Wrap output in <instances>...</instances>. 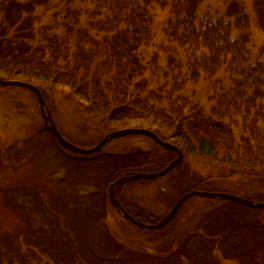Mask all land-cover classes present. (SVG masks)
Wrapping results in <instances>:
<instances>
[{"label": "rangeland", "instance_id": "obj_1", "mask_svg": "<svg viewBox=\"0 0 264 264\" xmlns=\"http://www.w3.org/2000/svg\"><path fill=\"white\" fill-rule=\"evenodd\" d=\"M3 1L8 0H0V32L6 33V43L13 42L18 40V32L1 30ZM16 1L22 6L31 4V11L23 15L30 20L25 24L33 38L29 41L31 50L46 46L49 39L66 40L70 28L75 41L68 43V50L73 54L77 32L96 33L88 26L96 10L94 0ZM257 2L264 0H201L194 12L197 23L222 17L233 20L238 13L248 16L251 30L246 48L249 54L241 69L247 73V69L256 63L262 65L263 73H254L261 77L258 86L235 87L234 82L240 75L228 62L214 74L199 69L193 77L194 60L202 54L179 47L164 33L176 14L190 9L180 3L165 9L151 8L152 40L139 49L137 55L144 68L143 76L134 80L128 88L129 94L143 101L148 98V108L166 111L172 108L185 118L221 122L231 129L238 146L243 145L244 139H252L258 133L263 135L264 6H257ZM75 11L82 15L79 25L73 28L67 21ZM232 36L237 37L238 32L234 31ZM170 61L174 62L172 67ZM234 93H239L242 105L223 106V103L232 102ZM255 97L254 105L248 108L245 101ZM43 99L55 125L66 139L79 147H93L112 132L85 114L81 102L64 85H57L56 90L48 92ZM139 108L142 107L136 110L141 112ZM259 111H262L261 115ZM50 134L44 129L34 93L19 87L0 88V264H23V256L27 254H32L28 264H56L51 258V249L66 248L64 241L59 245L57 240L54 241L52 237L56 234L60 235L58 239L70 236L71 250L81 259L80 264H162L151 258L165 260L175 252H179L176 257L181 256V261L185 262L182 264H251L253 261L264 264V208L252 209L235 201L194 196L180 207L166 226L141 229L123 219L110 204V185L106 186L103 179L105 170L98 165L83 164L80 155L63 150ZM35 138L39 141L35 142ZM128 150L162 153L164 149L146 136L114 139L104 147L106 153L120 154ZM73 188L78 191H72ZM193 189L263 202L264 174H232L212 164L187 160L183 154L181 163L162 178L125 184L118 193L132 213L148 217L151 223L147 224H157L184 194ZM64 190L69 191L65 200L59 198ZM97 194L101 196L99 205L93 201ZM89 208L96 211L95 226L89 223ZM73 209L78 215H73ZM251 222L256 226L238 228ZM88 223L91 226L89 232L81 226L86 227ZM234 230L241 232L224 237L225 233ZM77 236L78 243H72ZM189 239L188 246L181 248V244ZM42 250H47V254ZM208 255L213 257L214 263L205 259ZM92 256H96L94 261ZM108 257L121 261L103 263L101 258ZM176 257L164 264H172ZM68 261L66 255L61 264Z\"/></svg>", "mask_w": 264, "mask_h": 264}, {"label": "trees", "instance_id": "obj_2", "mask_svg": "<svg viewBox=\"0 0 264 264\" xmlns=\"http://www.w3.org/2000/svg\"><path fill=\"white\" fill-rule=\"evenodd\" d=\"M94 2L96 10L88 26L96 33L90 35L81 30L77 32L76 52L70 54L68 43L71 40L75 41L74 32L70 28L66 40L49 39L46 46L31 50L29 41L33 38L25 24L30 20L23 18L25 13L31 11L29 7L31 4L22 6L16 0L3 1L5 7L1 8L3 13L1 30L4 32L15 30L19 38L24 37L25 39L18 38L16 41L6 43L4 41L6 33L0 32V78L33 84L40 90L43 97H47L48 92L56 90L57 85H64L70 90V94L81 102L85 114L98 120L104 129H111L112 132L132 127L148 129L161 140L179 148L187 160L212 164L232 174H249V176L258 172L264 174V134L258 133L252 139H244L243 145L238 146L231 129L221 122L193 117L185 118L181 112L174 111L172 108L170 111L148 108V98L143 101L140 97L129 94L128 91L134 80L143 76L144 68L137 55L139 49L147 46L152 40L151 8L158 6L165 9L168 6L175 7L180 3H185L190 9L176 14L164 29V33L179 47L186 48L193 54L197 52L202 54L194 60L193 77H196L199 69L214 74L224 62H228L230 68L239 72L238 75H240V78L234 82L235 87L242 89L246 86H258L261 77L254 73L262 74V65L256 63L255 66L247 69V73L241 69L242 64L248 61L249 54L246 48L251 30L248 16L238 13L233 20L222 17L216 20H201L197 23L194 9L201 0H94ZM259 4L264 6V2H257L256 5ZM81 15L79 11H75L70 14L67 22L71 23L73 28L77 27ZM234 31L238 32L237 37L232 36ZM86 46H89L88 51ZM203 51H205L204 54ZM173 65L174 62L170 61V66ZM256 89L258 90L259 87ZM255 100L256 97L249 98L245 104L249 108L254 105ZM44 101L46 103V100ZM234 104L235 106L242 105L239 93L233 94L232 102L222 105L234 106ZM139 106L142 107L139 108L141 112L136 110ZM258 113L261 115L262 111ZM51 137L57 143L52 135ZM33 140L39 141L38 138ZM154 144L157 145L155 142ZM37 150L38 148L35 151ZM176 155L168 150H163L162 153L156 150L150 152L128 150L120 154L106 153L103 148L95 154L80 155V157L84 159L82 163L85 165L90 163L101 166L105 170L103 179L106 186H109L123 176L138 172H159L173 161ZM119 188L115 190V195L124 208L136 219L151 223L148 217L132 213L120 198ZM72 191L77 192L78 189L73 188ZM68 192L64 190L63 196L59 198L65 200ZM71 197L75 198L73 192ZM93 201L96 205L101 204L100 194L93 197ZM72 211L73 215L76 214L75 209ZM87 216L90 217L91 226L94 225L97 221L96 211L89 208ZM89 223L86 227L81 224L84 231L89 232L91 228ZM246 226L256 225L251 222L245 227L238 228L241 230ZM235 232L240 233L241 231H229L224 234V237L232 236ZM59 237L60 235L56 234L52 238L55 239L54 241L57 240L58 245L60 241H64L66 248L51 249V258L56 264H61V260L68 255L69 261L66 264H80L81 259L71 250L70 236L65 239H58ZM78 239L79 236L73 239L72 243H78ZM190 240L181 244V248L187 247ZM223 241H225L224 238ZM81 243L79 245H82ZM205 244L208 245L207 242ZM35 246L38 247L39 243L36 242ZM78 251L76 250L79 255ZM52 252L55 255H52ZM42 253L47 254V250H42ZM178 253L175 252L165 260L153 258L151 260L164 264L165 261L175 259ZM31 257L32 254L24 255V259L21 258L22 263L28 264ZM95 258L96 256H92V261ZM181 259L178 255L171 263H185ZM205 259L214 263L212 256L208 255ZM101 260L103 263L121 261L109 257L108 259L101 258ZM251 264H255L254 261ZM258 264H262L261 261Z\"/></svg>", "mask_w": 264, "mask_h": 264}, {"label": "water", "instance_id": "obj_3", "mask_svg": "<svg viewBox=\"0 0 264 264\" xmlns=\"http://www.w3.org/2000/svg\"><path fill=\"white\" fill-rule=\"evenodd\" d=\"M0 87H19L26 90L32 91L38 99L39 105H40V114L44 123V129L51 133L61 148L80 155H91L98 151H100L104 146H106L110 141L126 136H133V135H141L146 136L150 138L153 142L161 146L165 150L173 151L177 154V157L175 160H173L171 163H169L163 170L159 172L154 173H134L129 176H123L120 179L116 180L109 186V202L110 204L120 213V215L134 224L135 226L147 229V230H154V229H160L167 224H169L173 218L175 217L176 213L180 209V207L191 197L197 196L201 198H208V199H217V200H229V201H236L239 202L245 206H248L253 209H259L264 208V202H254L250 201L248 199H245L241 196L236 195H229L225 193H218V192H207V191H200V190H192L186 194H184L173 206V208L170 210V212L162 218V220L157 224H146L143 222H140L139 220L135 219L133 216H131L121 205V203L116 199L115 196V189L119 186H122L128 182L132 181H138V180H155L160 179L163 176H165L167 173H169L171 170H173L175 167H177L181 161L183 160V153L180 149L175 147L174 145L170 144L169 142H165L161 140L154 132L144 129V128H127V129H121L118 131L111 132L105 136L98 144H96L94 147L91 148H83L79 147L69 140H67L59 131L58 127L55 125L49 110L47 108V105L43 99L42 93L40 90L33 84L23 82V81H17V80H4L0 79Z\"/></svg>", "mask_w": 264, "mask_h": 264}]
</instances>
